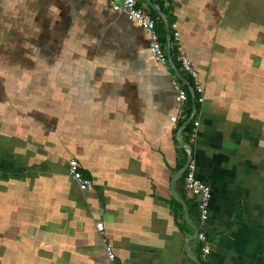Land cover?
<instances>
[{"label":"crops","instance_id":"0c3cea01","mask_svg":"<svg viewBox=\"0 0 264 264\" xmlns=\"http://www.w3.org/2000/svg\"><path fill=\"white\" fill-rule=\"evenodd\" d=\"M137 2L174 66L108 0H0V264H110L104 239L117 264H197L194 226L203 264H264V0ZM165 17L204 90L177 125L174 67L190 80ZM190 156L212 189L204 225Z\"/></svg>","mask_w":264,"mask_h":264},{"label":"built area","instance_id":"2783aa9c","mask_svg":"<svg viewBox=\"0 0 264 264\" xmlns=\"http://www.w3.org/2000/svg\"><path fill=\"white\" fill-rule=\"evenodd\" d=\"M113 12L117 14L125 15L129 21L134 22L141 26L145 32L150 36V54L154 60L161 64H168V55L160 40V36L157 31L156 19L145 9L138 5L137 0H108ZM171 38L177 47L178 56L180 58L181 70L192 81L191 91L193 92L194 103L202 104L204 101V90L200 80L199 73L192 66L191 62L185 57V52L180 44V34L177 30V26H173ZM172 85L176 92V114L171 117V122L177 125L181 119H185L189 109V93L186 85L181 82L179 78H174ZM195 106V105H194ZM193 131L191 133V139H195L197 135V128L199 126V120L194 117ZM188 173L186 175L185 188L190 196L197 200L198 210L200 212L201 225L206 224L209 219V207L212 199V189L209 185L198 180L195 176V165L189 164ZM68 173L70 178L78 185L79 189L83 192L89 191L93 188V182L86 178L80 168L79 163L76 160H70L68 163ZM97 230L103 234L104 225L98 224ZM198 245L201 249V257L205 259L211 254L212 245L208 239V235L201 228L199 229L198 236L196 238ZM104 246L110 264H117L116 254L114 253L111 244L107 243L104 239Z\"/></svg>","mask_w":264,"mask_h":264},{"label":"trees","instance_id":"16d2710c","mask_svg":"<svg viewBox=\"0 0 264 264\" xmlns=\"http://www.w3.org/2000/svg\"><path fill=\"white\" fill-rule=\"evenodd\" d=\"M153 15H154V18H156L157 20H158V18L160 19V17L159 16H157V14L156 13H153ZM156 20V21H157ZM157 31H158V34H159V36H160V40H161V42H162V44H165V34H164V25H163V23H162V20L160 21V23H158L157 22ZM190 85H192V81L190 80ZM186 88H187V90H188V93H189V109H188V114H187V117H186V119H188L191 115H192V113H193V109H194V107L196 106V108L198 109L199 108V106H200V104L199 103H194V98H193V95H192V93H191V91H190V89H189V87L186 85ZM195 105V106H194ZM193 128H194V126H193V122L192 123H190L186 128H185V130L184 131H188V133H189V136L191 137V133H192V131H193ZM69 163V162H68ZM83 172V171H82ZM188 172V171H187ZM84 174V173H83ZM84 176L86 177V178H88V179H90L88 176H86L85 174H84ZM91 180V179H90ZM186 189V188H185ZM196 201V205H197V208H198V204H197V200H195ZM181 207V206H180ZM209 238V237H208ZM200 251H201V249H200ZM200 259V261L203 263V258L202 257H200L199 258Z\"/></svg>","mask_w":264,"mask_h":264},{"label":"water","instance_id":"95a60500","mask_svg":"<svg viewBox=\"0 0 264 264\" xmlns=\"http://www.w3.org/2000/svg\"><path fill=\"white\" fill-rule=\"evenodd\" d=\"M161 15H164L163 13H160ZM165 19H166V23H167V30H168V36H169V40H171V29H170V26H169V23L167 22V18L165 17ZM168 56H169V61H170V63L172 64V66H174L173 65V60H172V52H170L169 54H168ZM174 69H175V71H176V76L185 84V85H188V87L191 89V85H190V82L174 67ZM192 95H193V92H192ZM195 108V112H196V110H197V108H196V106L194 107ZM194 119V116L191 118V121ZM190 121V122H191ZM190 122L188 123V124H190ZM187 124V125H188ZM186 125V126H187ZM189 148H190V152L192 153V150H193V147L190 145V144H186ZM192 159H193V156H190V163H191V161H192ZM183 204H186L183 200H181V199H179ZM187 216H189V214H188V212H187ZM194 228V230H195V235L196 236H198V233H199V229L197 228V227H193ZM193 240L195 239V238H192ZM194 261L197 263V264H203L201 261H200V259L198 258V257H196L195 259H194Z\"/></svg>","mask_w":264,"mask_h":264}]
</instances>
